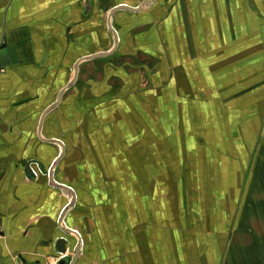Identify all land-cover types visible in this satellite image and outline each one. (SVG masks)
<instances>
[{
	"label": "crops",
	"instance_id": "0c3cea01",
	"mask_svg": "<svg viewBox=\"0 0 264 264\" xmlns=\"http://www.w3.org/2000/svg\"><path fill=\"white\" fill-rule=\"evenodd\" d=\"M66 227L75 264H264V0H0V264Z\"/></svg>",
	"mask_w": 264,
	"mask_h": 264
},
{
	"label": "water",
	"instance_id": "95a60500",
	"mask_svg": "<svg viewBox=\"0 0 264 264\" xmlns=\"http://www.w3.org/2000/svg\"><path fill=\"white\" fill-rule=\"evenodd\" d=\"M121 9H133V8H130V7H128V6H121L120 7ZM118 9V8H117ZM117 9H114L113 11H115V10H117ZM113 14V13H112ZM109 21V20H108ZM108 25H109V28L114 32V34L116 35V32H115V30L112 28V26H111V23H110V21H109V23H108ZM116 40H118V38H117V35H116ZM109 53V52H108ZM107 52H104V53H98V54H93V55H89V56H86L85 58H84V60H88V59H91V58H94V57H97V56H104V55H106V54H108ZM72 85V82H70V84H68V86L64 89V90H66V89H68L70 86ZM64 90L60 93V95L64 92ZM54 106V105H53ZM52 106V107H53ZM56 143H58V144H60V145H62L63 146V143L62 142H59V140H54ZM30 169V167H29V162H27L26 163V165H25V172H26V174H28L29 173V175H32L31 174V170H29ZM39 170H41L42 171V173H46V170H44V168L43 167H41L40 166V169ZM53 171H52V169H50L49 170V172H47V174H48V178H49V182H51L53 185H55L56 187H58V188H60V189H63V190H67V191H69V192H71V195L73 196V198H72V200L70 201V203L68 204V206L67 207H65V209H68L69 207H71L73 204H74V199H75V192H74V190L71 188V187H69V186H67V185H64V184H60V183H58V182H56L55 180H54V178H53V173H52ZM62 218H63V213L61 214V216H60V220L62 221ZM63 231V233L65 234V235H67V234H73V235H76L77 236V243H76V245H75V247H73L74 248V255L72 256V257H68V256H65V257H61L58 261H56L57 262V264H75L76 263V260H78V255H79V253L81 252V245H82V240H81V237H80V235L78 234V232H76V230H73V229H71V228H65V229H63L62 230ZM68 243H69V240L66 238V237H64V236H61V237H59V238H57V240H56V242H55V247L54 248H56V250H57V253L58 254H60V255H62V254H65V251H66V246L68 245Z\"/></svg>",
	"mask_w": 264,
	"mask_h": 264
},
{
	"label": "built area",
	"instance_id": "2783aa9c",
	"mask_svg": "<svg viewBox=\"0 0 264 264\" xmlns=\"http://www.w3.org/2000/svg\"><path fill=\"white\" fill-rule=\"evenodd\" d=\"M28 162H29V167H30L29 170H31V174H32L28 178H37L39 174H44V175L46 174V173H42V171L39 170L40 165L36 161H28ZM65 256H67V254L60 255V257L57 258L56 261H58L61 257H65ZM56 261L54 264H57Z\"/></svg>",
	"mask_w": 264,
	"mask_h": 264
},
{
	"label": "rangeland",
	"instance_id": "374dc122",
	"mask_svg": "<svg viewBox=\"0 0 264 264\" xmlns=\"http://www.w3.org/2000/svg\"><path fill=\"white\" fill-rule=\"evenodd\" d=\"M75 247V246H74ZM73 248V247H72Z\"/></svg>",
	"mask_w": 264,
	"mask_h": 264
}]
</instances>
